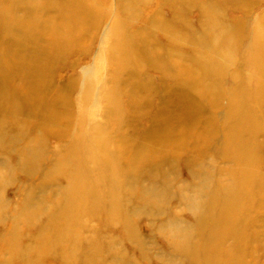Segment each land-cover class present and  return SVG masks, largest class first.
<instances>
[{
  "label": "bare ground",
  "instance_id": "1",
  "mask_svg": "<svg viewBox=\"0 0 264 264\" xmlns=\"http://www.w3.org/2000/svg\"><path fill=\"white\" fill-rule=\"evenodd\" d=\"M100 1L0 0V25L19 31L31 42L44 41L42 38L47 41L34 51L33 63L21 69L36 76L34 90L15 89L9 77L19 71L14 74L0 67V139L9 143L5 150L18 153L20 166L28 163L27 156L36 155L37 140L47 127H54L48 132L60 140L57 150L46 160L43 175L38 170L41 175L35 179L36 170L29 169L28 184H20L16 190L22 204L10 209L7 227L0 228V264H44L48 257L55 264H92L95 255L89 254L91 245L87 243L91 239L86 232L92 231L88 219L97 214L105 221L118 223L129 240L143 244L136 233L135 217L161 195V186L169 183L164 165L176 159L181 149L185 156L189 152L195 156L189 167L197 190L188 199H193L190 204L194 220L182 227L177 225L167 237L168 244L175 252L183 251L190 264H251L248 257L259 248L260 223L264 221V160L260 157L264 144L259 139L264 132V83L250 89L248 80L253 76L252 68L264 79V18L250 43V59L240 61L244 29L240 20H224L223 0H116L118 15L108 51L116 69L110 72L109 88L104 89L103 119L89 125V116L80 110L75 122L68 121L65 129L55 128L57 120H64L52 109L60 103L57 96L49 112L40 116L37 130L27 136L31 123L26 117L41 114L38 107L48 93L49 74L57 60L80 49L90 35L96 42L108 10V0ZM192 8L198 9L202 17L204 38H199L198 31L186 21ZM166 9L171 14L168 17L164 15ZM159 31L166 40L159 37ZM187 43L191 44L189 54L184 50ZM82 51L88 53L86 48ZM0 54L8 63L5 66L12 67L9 61L16 53L6 50ZM246 63L250 66L249 77L242 71ZM150 68L161 72L165 89L182 94L186 85L198 93V98L189 104L186 116L181 114L182 106L179 115L169 113L165 107L154 116L148 114L151 124L132 140L131 132L123 130L122 125L130 108L155 102L149 93L151 79L146 74ZM126 72L139 77L128 86L132 92L122 88ZM226 75L235 78L233 88L222 86ZM13 86L16 91L8 93ZM80 91L91 93L90 85ZM138 97H144L142 102L136 100ZM224 98L225 106L219 113ZM159 100L157 105L167 98ZM203 100L209 112L204 111ZM110 120L116 123L115 130L108 124ZM179 126L183 130L177 131ZM11 128L19 135L11 134ZM71 137L74 139L69 144L61 145ZM210 150L232 163L216 170L215 174L223 178L205 172L204 157ZM153 169L162 170L161 181L152 178L147 185L139 173L147 171L151 177ZM225 172L228 180L223 176ZM135 202L142 203V208ZM24 219L37 223L31 225L36 232L28 238L20 233ZM106 242L95 246L109 244L117 264H130L112 239Z\"/></svg>",
  "mask_w": 264,
  "mask_h": 264
},
{
  "label": "rangeland",
  "instance_id": "2",
  "mask_svg": "<svg viewBox=\"0 0 264 264\" xmlns=\"http://www.w3.org/2000/svg\"><path fill=\"white\" fill-rule=\"evenodd\" d=\"M31 1L40 3L41 0ZM96 1L101 2L100 0ZM115 2L116 0H108L107 16L104 20V25L101 31L96 36V42L93 35H90L86 38L80 49L78 48L70 53L67 52L57 60L58 63L55 64L51 74H49L50 88L48 93L43 95V99L41 100L42 103L39 105L40 107H38V109L41 110V114L39 116L30 115L26 117V120L31 123V128L29 129L27 136L37 130L39 126L38 123L41 120L40 116L42 113H44L43 115H46L49 112V109L57 96H60V103L54 105L52 109H54L58 118H64V120L60 123L57 120L55 128L65 129L68 121L69 123L72 120L75 122L77 119L76 115L80 110L86 111V115L89 116L87 121L89 125H94L96 122L98 123L103 119L104 110L106 108L104 89L107 87L109 88L111 84L110 72L116 69V65L113 63L114 60H112L108 54L111 45L110 38L112 37L111 29L118 15V9L115 6ZM223 2L225 10L223 11L222 16L224 20L227 21V23H231L232 20L241 21L244 29V38L239 45V59L240 61H247V59H250L249 49L254 32L259 29V23L264 18V0H223ZM111 5H113L112 8H110ZM164 15L167 17L170 16V11L166 9ZM200 20H202V17H199L198 9L196 8H192L189 11V14L186 15V21L192 24L194 26L193 28L198 31L199 38L203 37L202 34L204 33L202 28H200ZM8 28L9 27L5 25H0V53L1 51L6 52V50L13 51L16 53V56H12V60L9 61L12 66L9 68L5 66L8 63L3 60V57H1L0 54V67H3L5 72L9 69L8 72L14 74L19 71L16 76L9 77L13 82L12 84L15 86V89L16 87L21 89L26 87L34 90L36 87V84L34 83L36 82V76L33 75V72L25 74L21 69L23 66H30L33 63L32 56L34 51L41 45L47 44V41L45 38H42L41 40L44 41L31 42L19 31H12L11 28ZM159 37L166 40V35L162 33V31H159ZM190 45L191 44L187 43L184 46L185 53L187 54L191 52ZM85 48L88 50V53L82 51ZM249 69L250 66L246 63L242 70L243 75L249 77ZM252 71L253 76L248 80L250 89H252V87L256 88L264 83V79H261L258 74L254 72L253 68ZM146 74L151 79L152 87L149 88L152 92H148L151 96L155 97V102L154 104L152 103L139 109L131 110L130 108V110L127 111V113H130L132 116L127 114V121L122 125V129L131 132L132 140L138 136V131H143L151 124L152 120L150 121L151 118L147 116L148 114H153L154 116L155 113H158L160 107H165L169 113L179 115L180 107L182 106L181 114L185 113L186 116L187 107L189 104H194L198 98L196 97L198 93L196 91H191L192 88L189 86L186 87V85L183 87L182 94L165 89L161 72L157 69L150 68L147 70ZM45 77L48 79V76ZM220 78L221 77H218V79ZM223 78V87L233 88L235 86L234 84L236 80L232 75H226ZM138 79L139 77L137 75L126 72V74L122 75V88H125V90L128 91L130 82ZM168 80L171 79L168 78ZM87 85H90L91 88V93L86 92L88 95L80 91L82 88L83 90H85V88L87 89ZM14 86L8 90V93L12 94L16 91ZM129 91L132 92V90ZM141 96L144 95L142 94ZM151 96L149 100H152ZM159 97H165L167 98V101L157 105L160 101ZM142 98L138 97L136 100L142 102ZM180 99L181 102L178 101ZM163 100L165 101V99ZM225 102L226 99H222V104L218 107L219 113L224 109ZM206 105L207 104L203 100L202 106L204 111L209 112V106ZM124 107H126V105H124ZM68 110L70 113H68ZM8 114L11 115L10 113ZM205 115H208V113ZM113 122L114 120L108 122L112 129L117 127L116 123ZM48 129H54V127H47L45 129L46 131L40 134L42 137L37 140L39 146V148H37L38 151H36V155L32 154L31 156H27L26 159L28 160V163H26L27 165L25 164V166L19 165L20 157L17 152L13 150L8 152L5 150L9 143L4 141L3 138L0 139L3 140L0 143V172H2V177L0 176L1 229L7 227L8 221H10L7 220L9 218L8 215L10 209L22 204L21 196L16 190L19 188L20 184H28V170L31 168V170H36L35 179H37L40 174L38 170H41L40 172L43 175V170L46 169V164L48 163L46 160L53 155L54 151H56L60 145V140L55 138L54 135L49 134ZM25 130V127L21 129L22 132ZM181 130H183V128L179 126L177 131ZM16 131L17 130L11 128L10 133L19 135ZM72 138L74 139V137H71L68 140L66 138L61 145L66 146ZM259 139L263 142V145L264 132L259 135ZM184 153V149L179 150L176 159L172 158V161L170 160V162H167L164 165V175H166L169 183H167V186H161V195H157V198L155 197V202L146 204V206H144L145 209L141 207V205H143L142 203L138 204L139 202H135V206L140 205L142 208V211L135 217V223L137 227V236L140 237L143 244H138L135 242L136 240L131 241L128 237L124 236L118 223L113 224L109 221H105L103 217H98V214L88 219L92 231L87 230L88 232L86 233L87 237L92 240V244L90 243L91 240H88L87 245H91L89 246V254L91 256L95 255V260L92 264H117L115 258L112 257L115 251L109 246V244L105 245L104 243L103 247L101 246L100 248L95 246L97 243L103 244L104 241L109 242V239L114 241V246L117 250H120V253H124L126 257L129 258L130 264H190L186 261L187 258L183 251L175 252L167 242V237L170 236V233H173L177 225L182 227V224L190 223L194 220L190 204L193 202V199H188L191 198L197 190L193 187V171H191L189 167L190 163L195 160V156L193 153L191 154V152H189L190 155L186 156ZM261 156L264 160V152L263 154L260 153V157ZM204 161L205 172L212 176L216 175V170L219 167H228L232 164L228 159H219L218 155L215 154L213 150H210L206 154ZM160 168L162 167L160 166ZM161 172L162 170L160 169H153V177L148 176L147 171L145 174L140 172L141 174L139 173V176L140 178L143 176L141 180L143 179L142 181L149 185L153 181L152 178H155L156 181H161L163 174ZM224 175L226 177L225 180H228V177L226 176L227 172H225L223 176ZM203 176L204 178L206 177L205 174ZM216 176L220 177L219 175ZM157 192L159 193V189ZM24 220L25 222L21 224L20 233L22 237L28 238L31 233L35 234L36 232L35 228L32 230L30 229L31 225H36L37 223L28 219ZM26 223H28V226ZM260 225L262 226L259 231V240L261 242L259 243V248L248 257V259L252 261L251 264H264V221L260 223ZM257 228L258 227H256V229ZM224 240H226V238ZM228 245L229 244H226V246ZM43 262L44 264H55L54 260L50 257L46 260L44 259Z\"/></svg>",
  "mask_w": 264,
  "mask_h": 264
}]
</instances>
